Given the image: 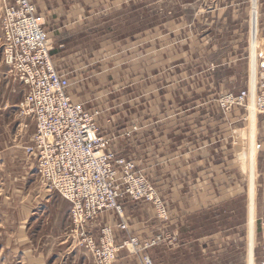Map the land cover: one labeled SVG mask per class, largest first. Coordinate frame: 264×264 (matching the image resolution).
<instances>
[{"label": "crops", "instance_id": "crops-1", "mask_svg": "<svg viewBox=\"0 0 264 264\" xmlns=\"http://www.w3.org/2000/svg\"><path fill=\"white\" fill-rule=\"evenodd\" d=\"M31 1L43 16L54 65L72 83V100L100 112L96 121L111 138L110 149L145 173L166 208L161 220L151 203L126 201L122 218L105 211L90 223L95 238L109 227L116 246L135 240L119 248L112 264H143V256L153 264H180L166 252L180 249L187 223L211 214H248L253 239L254 214H264V115L207 97L217 86L197 97L191 68L183 69L188 76L181 83L179 62L164 66L163 21L149 25V0ZM132 126L137 130L127 136ZM38 194L27 208L28 230L58 242H29L17 260L95 264L74 240L70 204L45 188ZM47 214L59 220L58 228L46 226Z\"/></svg>", "mask_w": 264, "mask_h": 264}, {"label": "rangeland", "instance_id": "rangeland-1", "mask_svg": "<svg viewBox=\"0 0 264 264\" xmlns=\"http://www.w3.org/2000/svg\"><path fill=\"white\" fill-rule=\"evenodd\" d=\"M149 4V25L151 20L163 21L164 66L179 62L181 83L188 76L183 69L191 68L194 75L189 74L188 81L196 79L197 97L217 86L218 91L207 97L220 98L228 108L243 107L250 115H264L263 108H252L253 99L264 104V0H149ZM164 77L170 82V75ZM241 91H249L243 102L228 97ZM22 95L21 84L1 63L0 52V264L25 262L17 258L29 242L40 247L58 242L52 235L28 230L29 201L36 205L44 187L25 152L34 123L18 113ZM254 215L253 239L248 214L191 220L182 228L180 249L165 256L180 264H264V214ZM49 216L46 226L58 228L59 220Z\"/></svg>", "mask_w": 264, "mask_h": 264}, {"label": "built area", "instance_id": "built-area-1", "mask_svg": "<svg viewBox=\"0 0 264 264\" xmlns=\"http://www.w3.org/2000/svg\"><path fill=\"white\" fill-rule=\"evenodd\" d=\"M0 52L1 63L23 89L18 113L35 125L25 152L36 162L40 183L70 204L76 244L90 252L95 264H112L119 248L135 240L116 246L109 227L95 238L90 223L105 211L122 218L126 201L151 203L156 217L166 220L164 202L132 160L110 149V138L96 121L99 111L72 100V83L54 65L43 16L31 0H0ZM248 96L249 91H241L228 97L243 102ZM259 103L253 99L252 108L264 109ZM136 130L132 126L125 134ZM118 227L125 230L126 224L121 221ZM142 263L151 264L150 258L143 256Z\"/></svg>", "mask_w": 264, "mask_h": 264}]
</instances>
